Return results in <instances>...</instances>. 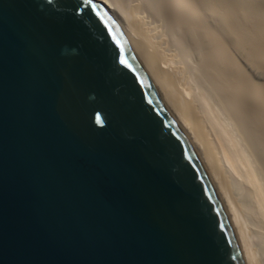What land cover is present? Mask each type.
<instances>
[{
	"label": "water",
	"instance_id": "water-1",
	"mask_svg": "<svg viewBox=\"0 0 264 264\" xmlns=\"http://www.w3.org/2000/svg\"><path fill=\"white\" fill-rule=\"evenodd\" d=\"M0 264H244L201 159L94 0H0Z\"/></svg>",
	"mask_w": 264,
	"mask_h": 264
},
{
	"label": "bare ground",
	"instance_id": "bare-ground-1",
	"mask_svg": "<svg viewBox=\"0 0 264 264\" xmlns=\"http://www.w3.org/2000/svg\"><path fill=\"white\" fill-rule=\"evenodd\" d=\"M197 155L244 264H264V0H94Z\"/></svg>",
	"mask_w": 264,
	"mask_h": 264
},
{
	"label": "rangeland",
	"instance_id": "rangeland-1",
	"mask_svg": "<svg viewBox=\"0 0 264 264\" xmlns=\"http://www.w3.org/2000/svg\"><path fill=\"white\" fill-rule=\"evenodd\" d=\"M160 1V0H159Z\"/></svg>",
	"mask_w": 264,
	"mask_h": 264
}]
</instances>
